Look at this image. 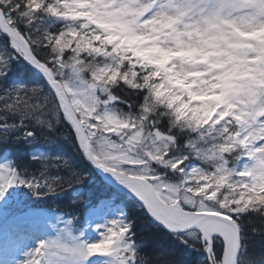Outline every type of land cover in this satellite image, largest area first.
Returning <instances> with one entry per match:
<instances>
[{"label": "snow or ice", "instance_id": "obj_1", "mask_svg": "<svg viewBox=\"0 0 264 264\" xmlns=\"http://www.w3.org/2000/svg\"><path fill=\"white\" fill-rule=\"evenodd\" d=\"M5 149L0 213L84 209L18 264H264V0H0Z\"/></svg>", "mask_w": 264, "mask_h": 264}, {"label": "rangeland", "instance_id": "obj_2", "mask_svg": "<svg viewBox=\"0 0 264 264\" xmlns=\"http://www.w3.org/2000/svg\"><path fill=\"white\" fill-rule=\"evenodd\" d=\"M0 163H6V161L0 159ZM43 211L48 210L38 206L28 207L23 202H11L0 213V262L2 264H18L23 252L33 246L35 237L31 229L34 227V217ZM57 223L54 218L49 220V224ZM86 236L94 239L95 233L87 231Z\"/></svg>", "mask_w": 264, "mask_h": 264}, {"label": "trees", "instance_id": "obj_3", "mask_svg": "<svg viewBox=\"0 0 264 264\" xmlns=\"http://www.w3.org/2000/svg\"><path fill=\"white\" fill-rule=\"evenodd\" d=\"M67 150V149H65ZM0 159L8 162H15L16 164H20L21 162H26L28 160V156L26 152L23 151H12V150H0ZM99 178H94V180L85 188L86 192L98 195L99 194ZM24 205L28 207L38 206L41 209L49 210L59 209L62 212H73L76 216H80L84 211L83 208L76 207L75 205L70 204V198L68 196H64L61 199L55 201H48L46 203L35 202L31 198L22 201ZM257 253L259 252V248H256Z\"/></svg>", "mask_w": 264, "mask_h": 264}]
</instances>
